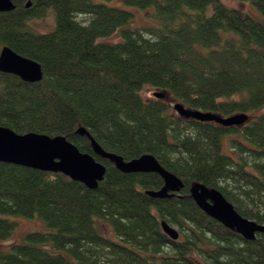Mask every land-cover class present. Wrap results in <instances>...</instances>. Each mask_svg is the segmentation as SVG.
I'll use <instances>...</instances> for the list:
<instances>
[{"label": "trees", "instance_id": "trees-1", "mask_svg": "<svg viewBox=\"0 0 264 264\" xmlns=\"http://www.w3.org/2000/svg\"><path fill=\"white\" fill-rule=\"evenodd\" d=\"M11 1L15 10L0 13V52L8 46L37 61L44 78L0 72V126L66 137L107 173L90 190L61 173L0 163V244L18 226L9 217L39 218L47 228L0 248V264H264V234L246 241L191 196L195 184L219 190L264 225V0H250L262 19L222 0H121L153 10L144 27L135 12L105 3L115 0ZM49 15L54 28L37 31L32 22ZM146 88L191 110L254 119L239 128L186 120L165 99L145 100ZM80 128L125 161L155 156L185 188L151 198L146 192L164 185L159 175L120 172ZM229 134L242 137L232 140L235 156L224 152ZM163 221L179 229L178 241Z\"/></svg>", "mask_w": 264, "mask_h": 264}, {"label": "water", "instance_id": "water-1", "mask_svg": "<svg viewBox=\"0 0 264 264\" xmlns=\"http://www.w3.org/2000/svg\"><path fill=\"white\" fill-rule=\"evenodd\" d=\"M30 5L28 4V6ZM15 8L11 0H0V13L12 12ZM0 72L15 75L28 83H37L44 78L41 64L23 57L8 46H4L0 52ZM154 97L165 99L166 95L156 92ZM173 109L186 120L214 122L224 128H239L250 120V117L244 113L223 117L188 109L179 102L174 104ZM77 134L86 136L91 142L94 153L113 163L120 172L159 175L163 179L164 185L158 191H147L146 194L151 198L169 199L180 194L185 188L183 181L166 170L155 156L146 154L140 158L125 161L117 154L104 151L85 128L77 130ZM0 163L54 174L61 173L84 184L90 190H96L107 173V167L103 163L97 161L92 155L81 152L66 137H50L34 132L22 135L3 126H0ZM191 196L207 216L221 223L227 229L238 233L246 241H254L257 234H264V225L241 216L219 190L195 184L191 189ZM161 226L163 232L171 240H179L180 233L177 229L165 221L161 223Z\"/></svg>", "mask_w": 264, "mask_h": 264}, {"label": "rangeland", "instance_id": "rangeland-1", "mask_svg": "<svg viewBox=\"0 0 264 264\" xmlns=\"http://www.w3.org/2000/svg\"><path fill=\"white\" fill-rule=\"evenodd\" d=\"M226 5L230 7H234L240 10H243L247 13L252 14L253 16H256L260 19H262V15L259 13V11L255 8V6L252 4L250 0H222ZM106 4L110 6H116V7H121L124 9H129L133 12L136 13V22L135 26L137 27H144L146 25L152 24V20L150 19L151 15L153 14V10H138L137 8L134 7H128L122 2L121 0H115V1H109L106 2ZM78 20L82 22L83 24H88L90 18L88 16H78ZM33 27L43 33H47L51 31L54 28L55 22L54 18L52 15L47 16L46 18L42 20H37L32 22ZM119 39L118 35H114L113 37L108 38L106 41H117ZM160 92L157 90L149 89L146 88L144 89L143 96L145 100H154L153 93ZM165 100L167 103L170 104L171 107L174 106L176 101L173 99L172 96L169 94H166ZM254 117L253 115H250V121L253 120ZM234 139H239L242 140V137L240 135H235V134H229L223 139V144H224V152L227 155H233L235 156L236 154L232 150V140ZM9 219L14 220L18 223V226L11 237V239L2 242L0 244L1 249H8L14 244L22 243L24 241V237L26 234L31 233V232H44L47 231V228L42 220L39 218L35 219H26L23 217H9ZM174 227V226H173ZM99 228L101 232L109 237V238H115V235L108 225L105 223H100ZM175 229L179 230L177 227H174Z\"/></svg>", "mask_w": 264, "mask_h": 264}]
</instances>
